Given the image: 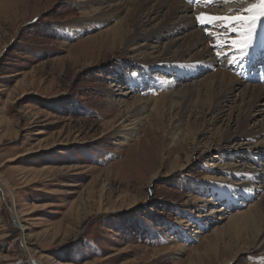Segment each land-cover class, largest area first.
<instances>
[{"label": "rangeland", "instance_id": "obj_1", "mask_svg": "<svg viewBox=\"0 0 264 264\" xmlns=\"http://www.w3.org/2000/svg\"><path fill=\"white\" fill-rule=\"evenodd\" d=\"M182 2L223 14L237 6L234 0ZM80 5L0 0V264H225L226 247L235 257L227 264H263L253 245L237 254L238 238L228 225L264 191L217 167L220 154L207 144L217 142L220 124L204 132L196 115L178 136L172 128L179 111L168 112L153 133L149 110L142 126L121 138L129 103L140 95L158 97L155 77L171 75L147 73L122 46L104 43L107 25L62 37L66 26L82 19ZM236 37L214 54L239 57L231 47ZM235 95L226 114L239 102ZM256 110L252 125L263 120L264 100ZM247 146L231 143L229 160L264 181V152ZM177 165L184 169L174 170ZM222 178L250 199L241 206L239 197L237 207L226 210L229 217L217 221L211 212L225 208L200 187ZM205 214L213 221L199 230Z\"/></svg>", "mask_w": 264, "mask_h": 264}, {"label": "bare ground", "instance_id": "obj_2", "mask_svg": "<svg viewBox=\"0 0 264 264\" xmlns=\"http://www.w3.org/2000/svg\"><path fill=\"white\" fill-rule=\"evenodd\" d=\"M45 1L50 3L54 0ZM213 1L210 0V3ZM234 1L237 6L223 14L217 10L203 9L202 6L185 5L182 0H116L115 2L114 0H80L81 10H83L82 19L75 24L66 26L61 32V36L69 35V38H74L98 25H107L109 27L105 34L108 39L103 40L104 43L110 42L113 48L122 46L130 55V62L133 61L135 67H141L147 73L153 74L155 70L159 69L162 74L171 75L167 78H159L160 74L155 77L156 86L159 88L158 92L155 91L158 93V97L152 95L144 98L140 95L136 99L134 98L133 103H129L131 106H127L128 112L119 127L120 130L122 129L120 132L124 133L121 134V138L133 135L135 129L142 126L149 110L155 115V119L150 120L147 125L153 133L156 132L154 129L161 125L160 119H163L166 113L170 112L171 114L179 111V119L172 128V131H176L178 136L182 135L187 122L192 117L199 115V120L205 125L204 132L212 133L220 124L215 132L217 142L213 140L211 144H207L215 146L217 154H220L217 167H221V170L228 174L243 175L247 180V187L251 186L253 190H262L263 192L264 181L246 174L244 169L239 166L238 161H230L232 154L226 150L231 143L235 145V148L240 144L246 147L253 145L257 149L258 153L256 154L263 156L261 152H264V116L259 124L252 125V122L257 111V104L264 100V83L261 81H256L255 84L242 82L238 77L237 69L230 66L232 60L229 59L227 51L220 58L214 54L215 50L220 48H217V45L224 46L227 38L235 36H237V40H240L242 39L241 35L229 27H220L219 23L201 26L196 20L197 15L201 13L220 17L235 15L237 8L243 12L254 0ZM263 35L264 19H261L255 25L252 45L259 41ZM185 58H189L188 63L190 64L180 68ZM252 60L253 57L250 61ZM192 64L202 69L208 64L212 67L210 70L214 72L208 73L206 70L198 75L199 72L190 71L189 66ZM233 65L235 68L237 63H233ZM244 65L248 68L246 62ZM238 66L240 67V64ZM253 71L255 70L253 69ZM235 93V100L238 99L239 102L237 101L236 107L233 105L235 108L228 109L231 111L226 114L227 112L224 111L232 102H230L229 96ZM124 95L130 96L131 93ZM225 117L227 120H224ZM246 142L249 143L246 144ZM201 143L203 141L197 145L199 146ZM197 145L194 146L195 151L198 149ZM224 152L228 153L227 157L222 154ZM187 162L190 163L192 160L188 159ZM175 169H184V166L177 165ZM214 173L216 174V172ZM220 181L222 184L219 183ZM220 181H213L214 186L200 187L201 190L210 193L215 201L222 203L221 205L225 208L218 211L213 209L214 211L211 212L212 215L217 216L214 217L217 221L229 217L226 216L228 215L226 210L236 208V204H239V197L244 195L245 201L239 204L241 206H244L250 199V195L245 191L234 190L236 189L233 188L234 186L225 184L224 178ZM261 198L262 200L256 204L253 203L250 206L247 204L249 207L246 211L231 216L228 226L238 238L235 248L237 254L248 253L247 248L242 245H253L252 248L255 252H261L260 258L264 264V195ZM212 200L206 201L208 206L211 205L209 203H212ZM212 217L206 214L203 217L200 216L197 220V229L207 227L208 223L213 221ZM199 230L195 232L196 235L201 233ZM183 232L186 233V231ZM242 232L246 233L245 242L241 235ZM184 235L189 238L187 234ZM228 249L226 247L223 252L225 264L235 258Z\"/></svg>", "mask_w": 264, "mask_h": 264}, {"label": "snow or ice", "instance_id": "obj_3", "mask_svg": "<svg viewBox=\"0 0 264 264\" xmlns=\"http://www.w3.org/2000/svg\"><path fill=\"white\" fill-rule=\"evenodd\" d=\"M191 2V0H189ZM199 2V0H197ZM264 19V0H256V2L250 4L243 10V13L235 14L232 16L220 17L213 16L206 13L197 15L196 20L199 25H212L217 22H222L224 27H230L238 35L242 36V39L234 41L231 47L235 48L239 57L233 56L231 62L239 63L247 56V50L251 47L254 40V28L257 22ZM239 26V27H237ZM242 30V31H241ZM222 45H217L221 47ZM220 56V53H216Z\"/></svg>", "mask_w": 264, "mask_h": 264}]
</instances>
